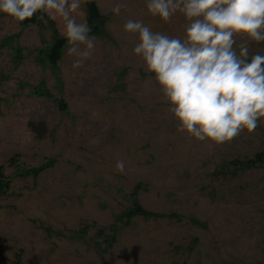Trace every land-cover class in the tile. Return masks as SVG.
<instances>
[{
    "label": "rangeland",
    "instance_id": "374dc122",
    "mask_svg": "<svg viewBox=\"0 0 264 264\" xmlns=\"http://www.w3.org/2000/svg\"><path fill=\"white\" fill-rule=\"evenodd\" d=\"M96 1V46L79 68L62 21L0 13V166L11 184L0 193V264H264V161L242 165L264 156V119L220 144L178 131L123 24L179 37L183 15L164 22L126 0L117 16L116 0ZM136 201L166 216L118 222Z\"/></svg>",
    "mask_w": 264,
    "mask_h": 264
},
{
    "label": "clouds",
    "instance_id": "9594fccd",
    "mask_svg": "<svg viewBox=\"0 0 264 264\" xmlns=\"http://www.w3.org/2000/svg\"><path fill=\"white\" fill-rule=\"evenodd\" d=\"M86 0H0V13L16 22L37 13L63 22L66 54L79 68L95 49L87 20H77ZM147 12L168 22L177 13L186 24L183 36L153 31L129 18L123 30L137 43L139 56L169 105L177 130L197 141H231L242 131L253 132L264 119V53L250 54L249 43H264V0H145ZM116 0L114 15L126 9ZM246 37L237 43V36ZM116 171L125 172L118 160Z\"/></svg>",
    "mask_w": 264,
    "mask_h": 264
},
{
    "label": "trees",
    "instance_id": "16d2710c",
    "mask_svg": "<svg viewBox=\"0 0 264 264\" xmlns=\"http://www.w3.org/2000/svg\"><path fill=\"white\" fill-rule=\"evenodd\" d=\"M85 3H86V10H87V21L91 28V33L92 34L99 33L98 27L95 25V21L98 19H101L102 15H101L99 6L97 4V1L96 0H86ZM43 15L47 20L51 21L52 25L54 24V22L46 14H43ZM40 16H42V14L37 13L30 19L24 20L23 23L27 24L30 22H36ZM64 43H65V38L58 39V41L54 44L52 49L49 51L48 58L52 64H56L58 62V59L61 56V49ZM15 160H17V158L12 157V159H10L12 163L13 162L15 163ZM263 161H264L263 154H258L256 158L247 160L246 163L242 165L250 167L252 165L254 166L257 165V163H262ZM234 163H236V165H239L237 161H235ZM31 173H34L35 175H37L38 171L33 169L31 170ZM140 187H142V185L137 184L135 188L139 189ZM10 189H11L10 178H8V176L5 175L4 167L0 166V193L7 194ZM123 212L124 214L121 213L120 217L116 215L117 216L116 219L118 220V222H123V224L128 223L132 218L137 217V216L154 217V218L166 216L164 214L156 213V212L145 209V207L141 205L139 201H136L133 205H131L127 210H124ZM168 216L172 218H176L177 220L181 218V216L174 214V213ZM190 220H194L196 224L203 225L199 220H195L194 218H191ZM182 264H187V263H182Z\"/></svg>",
    "mask_w": 264,
    "mask_h": 264
}]
</instances>
